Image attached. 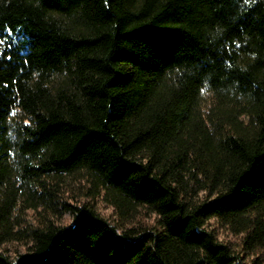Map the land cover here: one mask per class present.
<instances>
[{"label": "trees", "instance_id": "trees-1", "mask_svg": "<svg viewBox=\"0 0 264 264\" xmlns=\"http://www.w3.org/2000/svg\"><path fill=\"white\" fill-rule=\"evenodd\" d=\"M0 264H264V0H0Z\"/></svg>", "mask_w": 264, "mask_h": 264}, {"label": "rangeland", "instance_id": "rangeland-1", "mask_svg": "<svg viewBox=\"0 0 264 264\" xmlns=\"http://www.w3.org/2000/svg\"><path fill=\"white\" fill-rule=\"evenodd\" d=\"M78 188H75L71 191L72 195L75 196L76 194H78ZM99 203L98 205V209L107 217L109 218H113L114 217V211L107 206L106 204L102 203L101 201H98ZM143 222H152L154 220V216H150L149 214H143L142 215V219ZM218 231H219V235L222 239L226 240V241H232L234 243H236L237 241V237L233 236L230 234V232H228L225 228H220L217 227ZM26 248V246H23L21 243H8L6 245H4L2 247V249L6 250L8 253L10 254H14L16 252H22L24 251Z\"/></svg>", "mask_w": 264, "mask_h": 264}]
</instances>
